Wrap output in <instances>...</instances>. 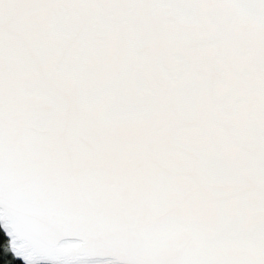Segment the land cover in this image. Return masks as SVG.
<instances>
[{
    "label": "snow or ice",
    "instance_id": "6c2138e0",
    "mask_svg": "<svg viewBox=\"0 0 264 264\" xmlns=\"http://www.w3.org/2000/svg\"><path fill=\"white\" fill-rule=\"evenodd\" d=\"M0 264H264V0H0Z\"/></svg>",
    "mask_w": 264,
    "mask_h": 264
}]
</instances>
